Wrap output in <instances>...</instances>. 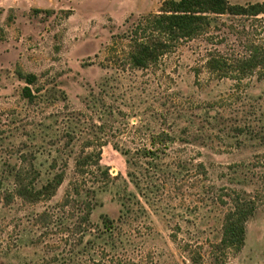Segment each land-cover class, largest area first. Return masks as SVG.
Wrapping results in <instances>:
<instances>
[{"label": "rangeland", "instance_id": "374dc122", "mask_svg": "<svg viewBox=\"0 0 264 264\" xmlns=\"http://www.w3.org/2000/svg\"><path fill=\"white\" fill-rule=\"evenodd\" d=\"M163 1L0 0V264H264V65L241 79L208 67L264 52V14L216 17L134 67L131 29ZM19 71L38 76L33 102ZM160 133L168 140L153 144ZM89 142L103 144L113 177L100 195L93 177L81 181L91 213L72 185ZM117 147L131 150V166ZM33 164L42 178L66 172L57 194L11 198V172ZM235 191L258 209L245 245L223 251Z\"/></svg>", "mask_w": 264, "mask_h": 264}, {"label": "trees", "instance_id": "16d2710c", "mask_svg": "<svg viewBox=\"0 0 264 264\" xmlns=\"http://www.w3.org/2000/svg\"><path fill=\"white\" fill-rule=\"evenodd\" d=\"M35 11L45 10L35 9ZM226 14L257 18L264 14V2L240 4L232 3L230 0H164L159 12L142 17L131 29V50L129 52L131 65L147 68L157 63L163 55L173 51L181 40L191 39L205 33L216 21V17ZM261 65H264V52L257 46L252 47L246 59L234 61L232 67L223 57L214 56L208 60L210 70L226 74L233 68L234 72H238L234 78L238 79L253 73ZM18 74L27 84L23 88L24 97L30 102L35 101L43 90L42 87L37 86L38 76L35 73H24L23 71H19ZM33 86L37 87L34 89ZM168 136L164 133L153 135L152 143L165 144ZM89 143L92 144L87 146L93 148L90 151H83L76 158V174L81 180L72 183L75 199L87 202V213H91L93 207L80 187L81 181L87 183L88 177H93V183H97L99 187L98 190L95 189L96 195L112 191L110 184L113 183L110 168L102 164L103 144L93 146V142ZM117 149L127 158L131 166L133 164L131 150L126 147L122 149L117 147ZM157 153L156 150L146 149L143 156L155 158ZM11 174L14 178V191L9 193V196L11 198L19 196L30 202H38L55 196L66 177V172L61 171L42 178L41 169L34 164L30 168H16ZM130 175L133 176L134 173L130 172ZM120 178L118 177L116 181ZM136 186H140L139 182ZM232 196L233 206L225 215L223 236L217 244V249L223 251L231 248L241 249L245 245L247 223L258 209L256 201L245 193L235 191ZM67 199L73 200V197L67 195ZM120 202L121 212H124L126 202L123 199H120ZM104 222L106 224L110 222V219L106 218Z\"/></svg>", "mask_w": 264, "mask_h": 264}]
</instances>
